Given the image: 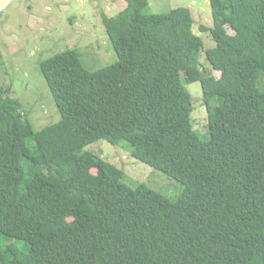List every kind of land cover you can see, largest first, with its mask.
I'll list each match as a JSON object with an SVG mask.
<instances>
[{
	"label": "trees",
	"instance_id": "trees-1",
	"mask_svg": "<svg viewBox=\"0 0 264 264\" xmlns=\"http://www.w3.org/2000/svg\"><path fill=\"white\" fill-rule=\"evenodd\" d=\"M125 1L102 17L116 63L90 72L75 50L40 63L57 123L34 133L0 88V264H264V0H210L205 56L220 78L200 69L190 9ZM99 141L129 146L182 193L126 185L85 151Z\"/></svg>",
	"mask_w": 264,
	"mask_h": 264
},
{
	"label": "rangeland",
	"instance_id": "rangeland-1",
	"mask_svg": "<svg viewBox=\"0 0 264 264\" xmlns=\"http://www.w3.org/2000/svg\"><path fill=\"white\" fill-rule=\"evenodd\" d=\"M150 13H169L178 8L192 12L194 32L204 42L202 66L217 78L205 51L216 46L212 38L213 16L210 0H148ZM127 7L125 0H12L0 13V88L21 103V112L34 133L57 123L61 116L40 70V63L68 50L80 54L90 72L118 61L103 24V14L112 17ZM202 28L207 31H201ZM232 33L231 30H229ZM193 104L194 128L207 135L208 116L200 82L187 86ZM28 145H34L33 139ZM85 151L103 158L120 169L123 182L131 188L141 185L175 201L183 186L131 156L129 146L117 147L106 141L96 142ZM96 171L94 170L93 173Z\"/></svg>",
	"mask_w": 264,
	"mask_h": 264
},
{
	"label": "water",
	"instance_id": "water-1",
	"mask_svg": "<svg viewBox=\"0 0 264 264\" xmlns=\"http://www.w3.org/2000/svg\"><path fill=\"white\" fill-rule=\"evenodd\" d=\"M12 0H0V13Z\"/></svg>",
	"mask_w": 264,
	"mask_h": 264
},
{
	"label": "built area",
	"instance_id": "built-area-1",
	"mask_svg": "<svg viewBox=\"0 0 264 264\" xmlns=\"http://www.w3.org/2000/svg\"><path fill=\"white\" fill-rule=\"evenodd\" d=\"M0 71H1V66H0Z\"/></svg>",
	"mask_w": 264,
	"mask_h": 264
}]
</instances>
